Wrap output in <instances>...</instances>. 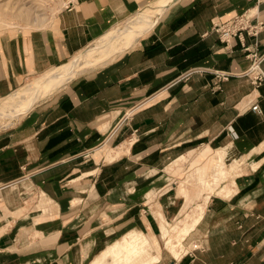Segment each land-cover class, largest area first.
Wrapping results in <instances>:
<instances>
[{
    "label": "crops",
    "instance_id": "crops-1",
    "mask_svg": "<svg viewBox=\"0 0 264 264\" xmlns=\"http://www.w3.org/2000/svg\"><path fill=\"white\" fill-rule=\"evenodd\" d=\"M153 1L74 0L47 27L1 31L0 101ZM245 11L264 22V0H177L108 63L0 127V264H90L133 229L163 241L192 208L172 170L225 149L244 172L209 197L194 246L156 264H264V84L245 74V45L264 52V28L230 44L214 30Z\"/></svg>",
    "mask_w": 264,
    "mask_h": 264
},
{
    "label": "rangeland",
    "instance_id": "rangeland-1",
    "mask_svg": "<svg viewBox=\"0 0 264 264\" xmlns=\"http://www.w3.org/2000/svg\"><path fill=\"white\" fill-rule=\"evenodd\" d=\"M73 1L74 0H0V32L7 29H33L47 27L55 21L60 11ZM157 1L158 0H155L152 3L148 4L147 6L139 10L136 14L128 18L126 21L122 22L121 24H117L112 30H115L117 28H124L127 25H132L141 12L151 11ZM150 18H152L151 21H153L154 23L158 16H150ZM150 26L151 24H148L135 34L133 33V29L130 30V34L131 36H133L129 37L127 40L129 41L128 44L126 46H122L121 48H117V46L120 45V42H118L119 39L117 35L113 36L109 41L105 40L104 35L99 40L93 42L91 45L82 50L74 58L64 63H69L74 60L86 61L96 59L98 61L96 64H89L87 66L83 65L78 73L86 70H94L108 63L110 59H112V57H114L117 53H120L124 49H126L129 45L133 43V41L138 37L139 34L143 33L142 36L146 34ZM62 64L46 71L43 74L30 78L23 85H26V88L20 89L19 91L13 93V97L9 96L10 98L7 97L0 101V127L9 126L12 123H15L23 112L30 109V105L33 102L49 95L45 94L43 96L38 97L37 99L33 100L28 105H26L20 112H17L14 107L11 108V104L15 103L18 99H20L23 93H26L32 90V88L41 85L43 82L47 81V79H49L55 73L56 69H58V67ZM59 87H57L56 89H58ZM7 119H10L11 122H6ZM4 129L5 128H0V131ZM226 152H229V150L225 149L222 153V156H224L225 158L222 159V156L220 154L218 160L214 161V163L210 161L212 154H205L203 156L206 157L204 162L197 160L188 169L183 166L189 161L186 158L185 161H181L179 164H177L175 170H172V172L179 176L178 185L180 186V189L182 190L183 194H185L186 196V202L183 208L189 205V207L192 208L187 210V212H189L188 216L187 214L181 216L182 221L180 223L178 221L180 215L175 218L176 221H171V223L174 224V227L172 229L173 231L162 232V238L165 246L166 242L169 239H172V243L174 244L173 249H170L168 246H166L167 249L164 248L163 241H160L159 238L160 231L157 232V243H159L157 249L160 252V257L162 256L164 257V259H167L171 256L169 251L175 250V248L179 246H181V252H183V250L186 249L183 243L186 247H188L189 250L194 246L195 243H192V237L195 232L192 233V231L194 228H197V226L199 225V221H201V219L204 217L207 204L210 200L209 197L211 195H215L217 193V189H219L221 185H224L226 183L232 185L231 182H233L235 175L238 174L239 176L244 172L243 166L246 162V158L243 160L242 158H235L231 155L226 156ZM201 162L202 164L200 165L199 163ZM254 168L257 169L256 166H254ZM219 182H221L220 185L215 187V183ZM213 187H215L214 190ZM199 205L201 206L199 207ZM200 209L201 215L198 216L197 212ZM182 212H184V210ZM181 225H184V230H186L183 236L178 235L182 232V229L180 228ZM187 230H189V233H186ZM112 241L114 240L111 239L108 243ZM175 256L177 258H180L182 254L178 253V251L175 250ZM137 258V253H134L130 250H126L125 255H122L120 257L113 258V256H110L106 260L105 264H156L161 260L160 258V260L154 262L151 260H146L145 257H142L141 260Z\"/></svg>",
    "mask_w": 264,
    "mask_h": 264
},
{
    "label": "bare ground",
    "instance_id": "bare-ground-1",
    "mask_svg": "<svg viewBox=\"0 0 264 264\" xmlns=\"http://www.w3.org/2000/svg\"><path fill=\"white\" fill-rule=\"evenodd\" d=\"M176 2L177 0H158L151 11L140 13V15L136 18V21L133 23L134 25H127L124 28H117L112 31L110 30L107 34H105V40L109 41L113 36L117 35L119 39L118 42H120V45H118L117 48H121L124 45L126 46L129 42L127 41L128 38L133 36H131L130 30L133 29V33L135 34L148 24H153V21H151L152 18H150V16L160 17V14L165 11V9L169 8ZM97 62L98 61L96 59H91L86 61L74 60L72 62L62 64L58 67V69H56L55 73L49 79H47V81L32 88V90L23 93L20 99L11 104V108L14 107L17 112H20L33 100L45 94L52 93L57 87L66 82L69 78L75 76L83 65H94ZM115 155L116 152L114 154H110V157H115ZM225 155L229 156L230 154L229 152H226ZM223 158L225 157L222 156V159ZM160 223L162 224V221ZM158 245L159 243H157V237L155 234L149 235L141 229L129 230L121 237L110 242L99 255H96L90 264H105L106 260L110 256H113V258L120 257L125 255L126 250L137 253V259L139 260H141L142 257H145L146 260L157 262L161 258L160 252L157 249ZM166 246H168L170 249H173L174 244L172 243V239H169L166 242Z\"/></svg>",
    "mask_w": 264,
    "mask_h": 264
},
{
    "label": "built area",
    "instance_id": "built-area-1",
    "mask_svg": "<svg viewBox=\"0 0 264 264\" xmlns=\"http://www.w3.org/2000/svg\"><path fill=\"white\" fill-rule=\"evenodd\" d=\"M263 28L264 22L259 20L254 21L253 15L247 11L236 15L229 21L216 22L214 24V30L219 33L221 40L226 44H230L235 37L242 38L245 33L256 37L263 30ZM245 48L248 51V57L251 60V65L245 74L252 79L255 85L260 86L264 84V70L262 69L264 52H260L257 43L254 45H245ZM189 75L190 73L181 75L177 81L175 80L174 83L183 79H188ZM230 75L231 74L229 72L217 73V76L221 77L222 79H227ZM253 109L262 111L258 104L254 105Z\"/></svg>",
    "mask_w": 264,
    "mask_h": 264
}]
</instances>
